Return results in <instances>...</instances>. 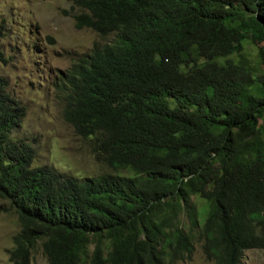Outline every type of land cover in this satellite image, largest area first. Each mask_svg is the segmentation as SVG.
Masks as SVG:
<instances>
[{
	"label": "trees",
	"instance_id": "trees-1",
	"mask_svg": "<svg viewBox=\"0 0 264 264\" xmlns=\"http://www.w3.org/2000/svg\"><path fill=\"white\" fill-rule=\"evenodd\" d=\"M68 1L77 29L114 36L54 84L112 172L34 167V146L11 138L27 108L0 76V215L19 223L8 264H32L39 244L48 264H178L196 244L244 264L264 250V75L245 54L264 42V0Z\"/></svg>",
	"mask_w": 264,
	"mask_h": 264
},
{
	"label": "rangeland",
	"instance_id": "rangeland-1",
	"mask_svg": "<svg viewBox=\"0 0 264 264\" xmlns=\"http://www.w3.org/2000/svg\"><path fill=\"white\" fill-rule=\"evenodd\" d=\"M80 13L81 9L68 0H0V54L5 60L0 61V76L8 81L11 96L27 108L11 138L34 146V167L47 166L78 179L112 171L95 160L89 141L78 136L65 121L54 84L61 73L89 54L95 44L114 41V36L102 38L92 30L77 29L74 16ZM245 48L251 64L264 75L260 57L264 42L249 41ZM18 231L15 214L0 215V264L9 263V251ZM32 264H48L41 244L33 253ZM178 264L214 263L205 259L196 244L191 260ZM244 264H264V250L246 251Z\"/></svg>",
	"mask_w": 264,
	"mask_h": 264
}]
</instances>
